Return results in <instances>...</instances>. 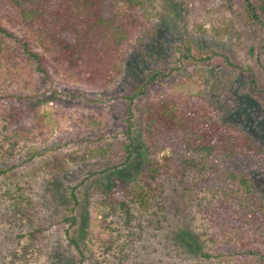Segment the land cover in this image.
I'll return each instance as SVG.
<instances>
[{
	"label": "rangeland",
	"instance_id": "obj_1",
	"mask_svg": "<svg viewBox=\"0 0 264 264\" xmlns=\"http://www.w3.org/2000/svg\"><path fill=\"white\" fill-rule=\"evenodd\" d=\"M34 1L0 0V20L15 34L0 36V264H99L114 256L115 264H263L234 253L242 252L237 236L259 232L255 214L241 207L239 175L264 202V0H253L257 21L238 3L230 11L225 0H152L141 9L138 32L116 45L119 70L100 88L54 67L44 75L26 58L19 39L40 37L19 29V15ZM157 70L169 76L149 97L121 98L139 92ZM161 94L203 97L218 122L258 148L192 171L185 189L162 176L163 214L142 218L152 224L136 228V238L113 213L109 225L120 233L111 235L100 211L86 210V196L97 186L118 192L153 161L164 163L169 150L154 157L148 151L160 131L151 129L150 142L145 136V106ZM55 157L65 159L59 174L47 168ZM262 214L256 219L264 229ZM36 228L42 232L34 238Z\"/></svg>",
	"mask_w": 264,
	"mask_h": 264
},
{
	"label": "trees",
	"instance_id": "obj_2",
	"mask_svg": "<svg viewBox=\"0 0 264 264\" xmlns=\"http://www.w3.org/2000/svg\"><path fill=\"white\" fill-rule=\"evenodd\" d=\"M151 2L152 0H36L28 12L21 11L19 29H31L40 38L34 43L33 40L30 42L23 38L19 39V42L23 44L26 58L33 59L37 64L36 70L44 75L48 76V67H54L55 70L63 71L87 86L100 88L103 83L113 80L116 70H119L116 45L123 38L133 37L138 32L142 24L141 9L152 6ZM236 3L250 18L259 20L253 0H225V6L232 12L237 6ZM117 7L120 8L119 11ZM10 21L13 22L14 19L10 18ZM0 36L15 38V34L6 28L1 20ZM39 47L42 52L38 50ZM168 76L169 74L162 70L154 71L146 86L139 92L121 98L149 97L150 87ZM157 99V104L148 102L144 109L145 136L150 142L153 134L151 129L160 131L155 146L148 148V151L154 157L160 150H169V153L163 156L164 163L159 165L157 161H153L150 168L118 192L97 186L86 196V210L100 211V222L108 228L111 235L120 233L117 227L109 225L113 223L109 221L113 213L122 219L121 223L117 224L126 230L125 235H134L136 238H140L138 234L133 233L136 228L143 230L152 224V219H147L144 225L142 218L163 214L165 182L160 179L162 176L171 174L178 185L185 189L192 171L201 173L205 165L215 169L216 166H212L217 165L220 158L258 148L249 136L231 125L218 122L203 97L196 100H191L188 96L163 99L161 94ZM16 143L17 140L12 141L13 146ZM62 160L65 159L53 158L48 162V170L52 174L63 172ZM68 160L75 161V156H68ZM3 173L5 171L0 169V175ZM235 177L237 175L232 174V178ZM238 181L244 190L242 202L246 204V207H241L245 212L248 208L255 214L251 218L255 219L254 228L259 232L255 231L250 238L237 236L242 252L234 254H244L264 264V229L260 224L257 225L259 221L256 219L259 217L257 215L262 216L264 213V202L257 198V193L252 190V183L246 176L239 175ZM196 184L193 182V186ZM28 222L32 223V220ZM154 224L160 227V220H155ZM34 231V238L41 235L40 228ZM114 242L115 239L111 238L108 250ZM112 259L118 260L117 256ZM111 260L99 264H115Z\"/></svg>",
	"mask_w": 264,
	"mask_h": 264
}]
</instances>
